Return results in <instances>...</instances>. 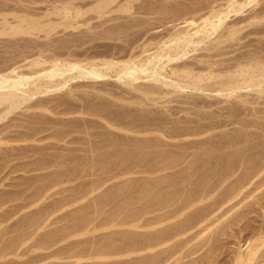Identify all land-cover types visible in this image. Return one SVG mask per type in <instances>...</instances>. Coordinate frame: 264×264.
<instances>
[{
  "label": "rangeland",
  "instance_id": "374dc122",
  "mask_svg": "<svg viewBox=\"0 0 264 264\" xmlns=\"http://www.w3.org/2000/svg\"><path fill=\"white\" fill-rule=\"evenodd\" d=\"M55 57L106 77L0 105V264H264V0H0V74Z\"/></svg>",
  "mask_w": 264,
  "mask_h": 264
},
{
  "label": "bare ground",
  "instance_id": "6f19581e",
  "mask_svg": "<svg viewBox=\"0 0 264 264\" xmlns=\"http://www.w3.org/2000/svg\"><path fill=\"white\" fill-rule=\"evenodd\" d=\"M118 1V0H117ZM73 2V1H72ZM114 2V1H113ZM69 3V2H68ZM228 3V2H227ZM234 3V2H233ZM250 3V2H249ZM248 3V4H249ZM124 5V4H123ZM240 5V4H239ZM247 5V4H246ZM18 6H20V5H18ZM67 6V5H66ZM65 6V7H66ZM69 6H71V5H69ZM69 6H67V7H69ZM232 6V5H231ZM241 6V5H240ZM64 7V6H63ZM65 8V11L67 12V10L69 9V8ZM125 7V6H124ZM71 8V7H70ZM240 8V7H239ZM242 8V7H241ZM243 8H245V7H243ZM64 9V8H63ZM63 9H62V13H63ZM119 9V8H118ZM31 10V9H30ZM243 10V9H242ZM22 11V10H21ZM60 11V10H59ZM68 11H70V10H68ZM225 11V10H224ZM224 11H222V12H224ZM239 11V10H238ZM230 12V11H229ZM241 12V11H240ZM60 13V12H59ZM65 13V12H64ZM71 13V12H70ZM76 13V12H75ZM80 13V12H79ZM225 13V12H224ZM228 13V12H227ZM29 14V13H28ZM35 14V13H34ZM68 14H69V12H68ZM67 14V15H68ZM221 14H223V13H221ZM221 14H220V12H219V15L221 16ZM36 15V14H35ZM61 15V14H60ZM217 15V14H216ZM229 15V14H228ZM74 16H76V15H74ZM77 16H79V14L77 15ZM218 16V15H217ZM216 16V17H217ZM219 17V16H218ZM23 18V17H22ZM67 18V17H66ZM69 18V17H68ZM203 18V17H202ZM27 19V18H26ZM63 19V18H62ZM204 20H206V19H204ZM21 21V23H22V19L20 20ZM207 21H209V20H207ZM223 21H225V19L223 20L221 17L219 18V23H215L214 21H211L210 22V25H211V27L214 29V30H217L219 27H221V25L223 24ZM192 22V21H191ZM206 22V21H205ZM226 22V21H225ZM8 23V22H7ZM25 23H26V21H25ZM63 23H66V22H63ZM190 23V22H189ZM193 23V22H192ZM13 24V23H12ZM32 24H34V23H32ZM32 24L30 25L31 26V28L33 27L34 29H35V24L32 26ZM59 24V23H58ZM75 24V23H74ZM208 24H209V22H208ZM57 25V24H56ZM64 25V24H63ZM68 25L70 26V24L68 23ZM196 25V24H195ZM204 25H206V24H204ZM209 25V26H210ZM24 26V25H23ZM40 26H42V25H40ZM73 26H75V25H73ZM72 26V27H73ZM208 26V27H209ZM6 27V26H5ZM27 27V26H26ZM36 27L38 28V25H36ZM77 27V26H76ZM208 27H206V28H208ZM11 28V27H10ZM9 28V29H10ZM29 28V27H28ZM200 28V27H199ZM202 28V27H201ZM204 28H205V26H204ZM203 28V30L205 31V29ZM4 29V28H3ZM12 29H14V34H17V32H19L20 33V31H22V30H20V29H17V27H15L14 28V26H13V28ZM198 29V28H197ZM209 29V28H208ZM6 29H4V31H5ZM207 30V29H206ZM234 30V29H233ZM6 31H8V30H6ZM29 31V30H28ZM213 31V30H212ZM13 32V31H12ZM25 32V31H24ZM46 32V31H45ZM28 33V32H27ZM197 33V32H196ZM196 33L194 32V34L196 35ZM176 34V33H175ZM181 34V33H180ZM7 35V34H6ZM192 36V35H191ZM178 38V37H177ZM192 38V37H191ZM194 38V37H193ZM171 39V38H170ZM180 40H181V38H179ZM178 39V42L180 41ZM185 39V38H184ZM57 41V40H56ZM187 41H188V39H187ZM186 41V42H187ZM185 42V43H186ZM50 43V42H49ZM184 43V42H183ZM36 44V43H35ZM51 44V43H50ZM166 44V43H165ZM70 46V45H69ZM72 46V45H71ZM187 46V45H186ZM58 47V46H57ZM56 47V48H57ZM47 48V47H46ZM45 48V49H46ZM146 48V47H145ZM161 48V47H160ZM159 48V49H160ZM38 49V48H37ZM58 49V48H57ZM47 50V49H46ZM161 50V49H160ZM50 51V50H49ZM55 51V50H54ZM76 51V50H75ZM74 51V52H75ZM62 52V51H61ZM72 52V51H71ZM81 52V51H80ZM101 52V51H100ZM107 52V51H106ZM139 52V51H138ZM162 52H163V49H162ZM188 52V51H187ZM60 53V52H59ZM73 53V52H72ZM82 53V52H81ZM166 53V52H165ZM185 53H186V51H185ZM19 54V53H18ZM29 54V53H28ZM58 54V53H57ZM99 54V53H98ZM102 54V53H101ZM116 54V53H115ZM131 54H133V53H131ZM162 54V53H161ZM168 54V53H167ZM166 54V55H167ZM176 54H178V53H176ZM33 55V54H32ZM52 55H54V53L52 54ZM66 55V54H65ZM121 55V54H120ZM127 55V54H126ZM185 54H183V56H184ZM24 56V55H23ZM45 56V55H44ZM49 56H50V58H51V55L49 54L48 55V59H49ZM93 56H94V54H93ZM134 56V55H133ZM143 56V55H142ZM157 56V55H156ZM179 56V55H178ZM42 57V56H41ZM54 56H52V58H53ZM87 57H90V56H87ZM91 57H92V54H91ZM90 57V58H91ZM95 57H97V56H95ZM94 57V58H95ZM21 58V57H20ZM35 58V57H34ZM44 58V57H43ZM51 58V59H52ZM158 58V56L157 57H153V58H151L150 57V59L151 60H148L149 62V64L150 63H152V61L153 60H158L157 59ZM23 59V58H22ZM33 59V58H32ZM41 59V58H40ZM39 59V60H40ZM56 57L53 59L54 61H52V63H51V65L48 67V65H47V67H48V69H47V67L46 68H44V66H46L45 64L48 62V60H47V58H46V63L45 64H43V62H41V61H39L38 59H35V61L34 62H32V63H30L32 66H38V67H40V65H42L43 66V68L45 69V70H42L43 72H41L40 70H38V69H40V68H38L37 67V70L38 71H36V69L35 70H33L31 73L32 74H30V75H27L26 73H24L23 72V70H22V74H20L18 71H16V69H14L13 68V70L12 71H8V73L7 72H5V73H2L1 72V74H0V105L1 104H3V103H9L11 106V109L13 108V107H15L17 104H18V102H19V100L23 97L24 98V100H29V99H31L34 95H35V93L37 92V93H40V92H44V89L46 90V92L47 91H56V90H60L61 88H63V87H65L66 85H67V83L69 82V81H72V82H74L73 80H79V79H88V78H93V79H99V78H104V77H106V75L105 74H103L101 71H100V68L99 67H97V65L98 64H96V66H94V64L95 63H78V62H65V61H62V62H60V60L59 59H56ZM63 59V58H62ZM66 59V61H67V59L68 58H65ZM64 59V60H65ZM85 59H87V58H85ZM37 60V61H36ZM42 60V59H41ZM44 60V59H43ZM50 60V59H49ZM96 60H98V59H96ZM108 60V59H107ZM107 60H106V66L108 65L109 67L110 66H120L121 68H120V73L119 74H121V72H123L122 73V75H120L119 76V78L120 79H122L124 76H126L127 78L129 77V79H130V81L131 80H138L139 79V75H138V72H139V74H140V70L142 69V70H144V67H145V65L142 63H140L141 65H144V67H142V66H140V67H142L141 69H140V67L138 68V67H135L134 66V62L135 61H133V59L132 60H127V61H112V58H111V61H108L107 62ZM110 60V59H109ZM137 60H139V59H137ZM168 60V59H167ZM51 61V60H50ZM70 61V60H69ZM84 61H86V60H84ZM139 62V61H138ZM171 62V61H170ZM8 63V62H7ZM101 63V62H100ZM134 63V64H133ZM154 63V62H153ZM152 63V64H153ZM13 64V63H12ZM22 64V63H21ZM145 64H146V62H145ZM148 64V65H149ZM151 64V65H152ZM8 65V64H7ZM15 65V64H14ZM29 65V64H28ZM3 66V65H2ZM21 66V65H20ZM19 66V67H20ZM30 66V65H29ZM28 66V67H29ZM99 66V65H98ZM157 66V65H156ZM1 67V66H0ZM27 67V68H28ZM51 67V68H50ZM105 67V66H104ZM262 67V66H261ZM3 68V67H2ZM6 67H4V69H5ZM16 68V67H15ZM21 68V67H20ZM33 68H35V67H33ZM114 68V67H113ZM164 68V67H163ZM189 68V67H188ZM3 69V70H4ZM42 69V68H41ZM140 69V70H139ZM31 70V69H30ZM0 71H1V68H0ZM27 71V70H26ZM252 71V70H251ZM24 73V74H23ZM28 74H29V72H27ZM158 72H154L153 74H157ZM179 73V72H178ZM158 76H159V73L157 74ZM118 76V75H117ZM156 76V75H155ZM263 76V75H262ZM192 77V76H191ZM61 79L60 80V82L58 83V80L56 81L57 82V84H53L54 82H52L51 80H53V79ZM258 78V77H257ZM50 80V81H49ZM64 81V82H63ZM55 82V83H56ZM253 82V81H252ZM235 84V83H234ZM172 85H173V83H172ZM56 86V88H52V87H55ZM54 91V92H55ZM36 93V94H37ZM255 252V251H254ZM253 252V253H254ZM251 259H253V254H251V255H249L248 256V260L250 261Z\"/></svg>",
  "mask_w": 264,
  "mask_h": 264
}]
</instances>
